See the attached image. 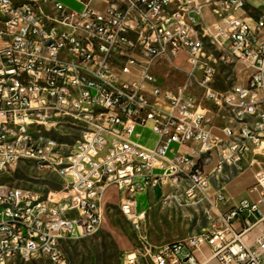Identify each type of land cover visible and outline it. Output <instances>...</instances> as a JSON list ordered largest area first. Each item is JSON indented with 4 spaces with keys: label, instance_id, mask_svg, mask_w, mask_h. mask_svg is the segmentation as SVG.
<instances>
[{
    "label": "built area",
    "instance_id": "2783aa9c",
    "mask_svg": "<svg viewBox=\"0 0 264 264\" xmlns=\"http://www.w3.org/2000/svg\"><path fill=\"white\" fill-rule=\"evenodd\" d=\"M71 1L78 7L0 0V172L33 161L63 180L44 194L0 179V264H66L65 245L99 232L112 200L138 226L137 197L166 185L182 186L207 226L160 248L152 264H197L203 247L220 264H264V161L249 164L255 199L223 209L228 196L215 186L263 148L264 6L249 14L250 0ZM202 37H216L225 56ZM232 62L246 81L222 91L220 64ZM165 68L185 82L167 86ZM198 90L229 113L221 128ZM62 127L81 132L71 146L49 140Z\"/></svg>",
    "mask_w": 264,
    "mask_h": 264
},
{
    "label": "rangeland",
    "instance_id": "374dc122",
    "mask_svg": "<svg viewBox=\"0 0 264 264\" xmlns=\"http://www.w3.org/2000/svg\"><path fill=\"white\" fill-rule=\"evenodd\" d=\"M22 2L23 0H16ZM70 6L78 7L71 0H60ZM264 0H253L254 4ZM99 7L100 4H95ZM206 12V9L204 10ZM206 43L213 47V41L204 37ZM212 41V43H211ZM242 65L237 62L221 63L217 78V87L222 91L229 90L239 83L245 72ZM161 76L169 87L185 82L184 75L173 68H165ZM244 82L245 78L242 79ZM197 99L203 108L213 117L217 127L229 120V113L222 108L214 106L205 99L201 90L197 91ZM81 132L77 128L62 127L52 130L49 139L71 146L79 138ZM257 159L264 161L263 148L259 150ZM261 158H260V157ZM242 168H227V175L223 184L228 191H235L237 195L243 188L235 190L237 185L231 183L232 178L242 172ZM2 182L11 186L29 189L48 194L51 191L62 189V178L52 169L40 166L33 161H21L0 172ZM217 184L215 186H221ZM232 186V187H231ZM183 187L180 185H166L163 189L146 193L137 197V211L144 208L143 217L139 225H134L131 220L122 215L118 204L112 200L106 208L104 224L96 234L80 241L69 242L65 245L67 256L66 264H127V257L136 254V264H152L151 255L166 244L185 239L199 233L204 225L205 218L201 205L187 204L183 197ZM8 264H54L47 259L37 260L15 259Z\"/></svg>",
    "mask_w": 264,
    "mask_h": 264
},
{
    "label": "crops",
    "instance_id": "0c3cea01",
    "mask_svg": "<svg viewBox=\"0 0 264 264\" xmlns=\"http://www.w3.org/2000/svg\"><path fill=\"white\" fill-rule=\"evenodd\" d=\"M263 6H264V1L262 3L254 4L253 0H250L249 4L247 6V12L249 14H255ZM226 123H227V120H225L223 122L222 126H224ZM222 126H220L219 128H221ZM257 157H258L257 155L253 156L252 154H250L247 157L246 161L244 162V163H246L245 168L242 170V172L238 173L237 175H235L232 178L231 183H233V185H235V186L237 185L235 190H238V189L244 187V189H242L240 192H238L237 195H233V192H235V191L234 190L233 191H228L226 185L223 184L224 178L227 175V170H226V173H225V175L223 177V182H222L223 185H221V186H224V190L226 192V195L228 196L229 201H228V204L222 206L223 209H227V208L232 207L233 205H235L240 200H242V199H244L246 197H251V198H254V199L256 198V195L250 196L248 194L247 190L253 184V182H254V173L257 170L256 166H250L249 164H250V161L252 159H254V158L256 160H259V159H257ZM240 168H242V166ZM146 208H147V206H146ZM146 208H144L143 211L146 210ZM206 226H207V222L205 220V225H204L203 229ZM194 254H195L196 259H197V264H220V262L212 256L211 251H210V249L208 247H203L202 249H197V250L194 251ZM183 264H190V263L189 262H184Z\"/></svg>",
    "mask_w": 264,
    "mask_h": 264
},
{
    "label": "bare ground",
    "instance_id": "6f19581e",
    "mask_svg": "<svg viewBox=\"0 0 264 264\" xmlns=\"http://www.w3.org/2000/svg\"><path fill=\"white\" fill-rule=\"evenodd\" d=\"M213 41L214 46H209L204 37H202V44L205 45V50L213 51L216 56H225V47L218 45L216 37H209ZM211 41V43H212ZM233 99H240V92H233ZM238 123H245V116H238ZM50 141H53L49 139Z\"/></svg>",
    "mask_w": 264,
    "mask_h": 264
},
{
    "label": "trees",
    "instance_id": "16d2710c",
    "mask_svg": "<svg viewBox=\"0 0 264 264\" xmlns=\"http://www.w3.org/2000/svg\"><path fill=\"white\" fill-rule=\"evenodd\" d=\"M141 213L143 212V210L140 211Z\"/></svg>",
    "mask_w": 264,
    "mask_h": 264
}]
</instances>
